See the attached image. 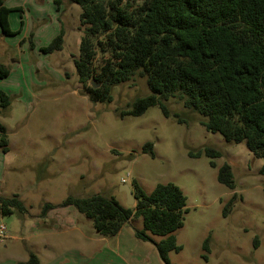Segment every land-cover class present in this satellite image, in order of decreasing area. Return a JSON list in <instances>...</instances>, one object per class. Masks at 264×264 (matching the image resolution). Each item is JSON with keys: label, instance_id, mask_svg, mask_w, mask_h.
<instances>
[{"label": "rangeland", "instance_id": "1", "mask_svg": "<svg viewBox=\"0 0 264 264\" xmlns=\"http://www.w3.org/2000/svg\"><path fill=\"white\" fill-rule=\"evenodd\" d=\"M4 6L21 12L9 13L13 34L0 30V64L9 71L0 90L10 99L0 112L9 139L7 152L0 149V196L17 195L26 213L0 217L6 228L0 264H22L30 253L39 264H164L151 242L134 236L133 230H143L141 218L119 235L101 237L73 207L44 211L45 204L57 206L68 196L94 194L132 207L121 186L131 188L133 181L147 194L172 183L186 197L183 227L173 233L181 250L168 253L170 264H264V158H255L244 142L229 144L207 132L175 99L168 110L185 113L188 124L164 117L158 107L121 116L150 94L138 75L114 87L110 103H91L74 65L84 31L79 6L68 0L58 11L53 0H4ZM60 31L61 50L43 52ZM148 143L153 155L143 152ZM205 148L221 157L188 155ZM223 164L231 168L234 191L217 182ZM58 220L66 228L45 233ZM147 235L154 242L164 239Z\"/></svg>", "mask_w": 264, "mask_h": 264}, {"label": "trees", "instance_id": "2", "mask_svg": "<svg viewBox=\"0 0 264 264\" xmlns=\"http://www.w3.org/2000/svg\"><path fill=\"white\" fill-rule=\"evenodd\" d=\"M80 8L84 27L75 60L78 83L91 103L112 101L114 87L135 75L145 78L150 94L136 99L121 116L138 117L158 107L166 118L188 124L185 113L171 114L166 104L175 99L195 113L199 125L220 134L226 143H245L255 158H264V0H68ZM58 11L63 0H53ZM0 0V30L11 35V11ZM63 33L42 48L45 53L61 50ZM9 74L0 64V80ZM9 97L0 90V112L8 109ZM186 115V116H185ZM8 133L0 121V149L8 150ZM144 153L153 155L150 143ZM221 157L220 151L205 148L190 157ZM211 166L215 167L211 162ZM264 175V166L260 169ZM217 182L231 191L235 182L231 168L223 164ZM134 206L122 207L113 197L94 194L87 198L68 196L56 207H73L91 221L101 237H113L133 219L141 218L143 230L134 236L151 242L164 264L168 253L179 252L173 233L183 227L186 197L172 183L157 184L147 194L133 181ZM264 196V193H263ZM234 196L226 203L231 211ZM26 209L17 195L0 196V217ZM163 237L154 242L147 235ZM209 251L208 240L203 244ZM22 264H39L30 253Z\"/></svg>", "mask_w": 264, "mask_h": 264}, {"label": "crops", "instance_id": "3", "mask_svg": "<svg viewBox=\"0 0 264 264\" xmlns=\"http://www.w3.org/2000/svg\"><path fill=\"white\" fill-rule=\"evenodd\" d=\"M47 215V217H48V214H46ZM54 223H55V225H53L51 228H49L48 230H45V233H49V232H52V231H54V230H57V231H59V230H62V228H66V226H62V223H63V221L61 220V221H54ZM65 225V224H64ZM121 231V230H120ZM120 231H119V233L117 234V235H119L120 234Z\"/></svg>", "mask_w": 264, "mask_h": 264}, {"label": "water", "instance_id": "4", "mask_svg": "<svg viewBox=\"0 0 264 264\" xmlns=\"http://www.w3.org/2000/svg\"><path fill=\"white\" fill-rule=\"evenodd\" d=\"M121 191H124L126 196H127V199H128V203H133L134 202V199H133V196H132V192H131V189L127 186H121Z\"/></svg>", "mask_w": 264, "mask_h": 264}, {"label": "built area", "instance_id": "5", "mask_svg": "<svg viewBox=\"0 0 264 264\" xmlns=\"http://www.w3.org/2000/svg\"><path fill=\"white\" fill-rule=\"evenodd\" d=\"M5 232H6L5 226L3 224H0V240H3L5 238Z\"/></svg>", "mask_w": 264, "mask_h": 264}]
</instances>
